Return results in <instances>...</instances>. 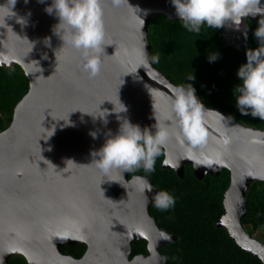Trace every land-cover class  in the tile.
<instances>
[{
  "label": "water",
  "instance_id": "95a60500",
  "mask_svg": "<svg viewBox=\"0 0 264 264\" xmlns=\"http://www.w3.org/2000/svg\"><path fill=\"white\" fill-rule=\"evenodd\" d=\"M51 3L17 0L13 16L9 7L0 8V66L18 64L30 81L10 126L0 132V264H10L15 255L24 256L29 264L167 263L160 249L179 237L162 230L150 213L153 197L160 191L152 178L130 177L122 171L105 177L90 165L91 152L103 146L105 134L118 132L117 115L142 128L156 124L155 115L161 124L169 125L172 136L164 148L162 167L173 169L181 178L188 164L198 179L229 169L231 183L216 226L226 228L245 251L264 262V242L243 224L248 191L255 181H264V129L204 104L216 110L205 114L207 143L181 145L179 129L168 120L172 89L180 85L154 63L146 68L138 65L145 44L152 56L149 27L153 19L158 14L180 19L172 0H124L120 6L102 0L109 46L101 57V73L92 79L83 70L81 52L64 46L53 32L59 19L45 11ZM6 5L7 0H0V6ZM260 6L264 7V0ZM18 17L27 24L18 23ZM261 18H243L239 30L227 22L223 27L227 44L238 49L248 46L249 21ZM121 103L127 111L117 114L124 107ZM106 113L105 126L96 116ZM92 131L98 133L97 139L89 134ZM189 153L207 163H196ZM145 181L152 192L144 191ZM162 233L172 241L163 240ZM142 240L148 243V254L131 258L132 243ZM79 243L87 245L81 258L62 252L64 245Z\"/></svg>",
  "mask_w": 264,
  "mask_h": 264
},
{
  "label": "trees",
  "instance_id": "16d2710c",
  "mask_svg": "<svg viewBox=\"0 0 264 264\" xmlns=\"http://www.w3.org/2000/svg\"><path fill=\"white\" fill-rule=\"evenodd\" d=\"M259 20L249 21V44L240 49L226 42L223 28L213 29L206 25L199 34L188 32L180 19H171L158 14L149 27L152 56H159L154 63L174 83L188 86L190 83L201 101L223 110L231 118L248 126L264 129V120L242 116L236 108L233 89L241 83L237 76L241 65L247 63V51L258 48L255 31ZM219 59L209 62L212 54ZM189 81L188 77L193 76ZM30 81L20 65L0 66V132L13 120L15 107L29 92ZM4 115V116H3ZM165 149L157 158L155 171L151 174L141 168L130 172L152 178L160 191H168L176 198L174 208L161 211L154 206L150 213L159 227L175 234L179 239L161 247L160 252L167 256L166 264H264L251 252L245 251L226 228H218L216 221L224 213V193L231 183V171L224 169L218 175H207L198 179L195 169L188 164L184 178L173 169H164L162 162ZM247 213L243 219L246 229L254 235L264 230V181H255L247 194ZM147 241L132 243L131 258L138 254H148ZM87 250L85 243L64 245L62 252L81 258ZM10 264H29L21 255L11 258Z\"/></svg>",
  "mask_w": 264,
  "mask_h": 264
},
{
  "label": "clouds",
  "instance_id": "9594fccd",
  "mask_svg": "<svg viewBox=\"0 0 264 264\" xmlns=\"http://www.w3.org/2000/svg\"><path fill=\"white\" fill-rule=\"evenodd\" d=\"M24 2L27 4L29 0ZM39 2L44 3L45 0ZM123 2L124 0H112L114 6H120ZM16 3L17 0H7V5L0 8L9 7L10 16H13L16 15L12 11ZM172 4L176 8L182 27L188 32L197 34L205 25L220 29L229 21L239 30L243 18L262 16L255 31L260 46L247 51V63L241 65L237 72L241 83L233 89V92L236 97V108L242 116L264 120V7L260 6L261 0H172ZM45 11L49 15L54 14L58 17L59 23L54 26L53 32L64 41V46L68 45L81 52L84 72L90 79L97 77L102 70L101 57L105 54L106 46H109L106 44L102 0H52ZM17 22L22 26L27 24V20L22 17H18ZM245 37L247 38V32ZM45 43L50 44V41L46 39ZM145 49L146 44L138 58L139 67L146 68L152 63H159V56H149ZM217 59L219 54H212L209 62H215ZM188 79L192 81L195 77L189 76ZM172 91V115L168 120L179 129L177 140L181 145L187 142L193 147L206 144L208 131L205 127V114L216 110L205 108L191 83L186 87H174ZM153 107L155 115V105ZM126 111L124 106L120 112L115 113ZM108 115L109 113H106L96 117L103 119L106 126L109 122ZM155 118L156 124L142 128L139 124H133L130 119L117 115V119L121 121L118 132L113 134L109 130L105 134L107 139L103 146L91 152L90 165L105 177H110L114 171L130 173L141 168L148 174L153 173L157 158L172 136L170 126L161 124L156 115ZM152 128L156 129L155 134ZM89 134L93 139L98 138L96 131ZM188 158L198 164L207 163L206 159H199L192 153L188 154ZM178 166L173 164V167ZM145 183L147 187L144 191L152 192L153 187L150 182L145 181ZM153 202L156 208L168 211L174 208L176 198L168 191H158L153 197ZM161 238L172 241V237L166 233H162Z\"/></svg>",
  "mask_w": 264,
  "mask_h": 264
},
{
  "label": "rangeland",
  "instance_id": "374dc122",
  "mask_svg": "<svg viewBox=\"0 0 264 264\" xmlns=\"http://www.w3.org/2000/svg\"><path fill=\"white\" fill-rule=\"evenodd\" d=\"M9 126H10L9 124L8 125L5 124V128L3 130H1V132L4 131L5 129H7ZM247 230L249 232H252L251 228H248ZM253 236L260 239L262 242H264V230L260 229V230L256 231Z\"/></svg>",
  "mask_w": 264,
  "mask_h": 264
}]
</instances>
